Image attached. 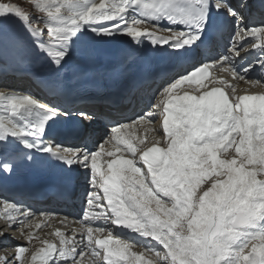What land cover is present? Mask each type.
<instances>
[{
    "label": "bare ground",
    "instance_id": "bare-ground-1",
    "mask_svg": "<svg viewBox=\"0 0 264 264\" xmlns=\"http://www.w3.org/2000/svg\"><path fill=\"white\" fill-rule=\"evenodd\" d=\"M71 1L78 2V0ZM80 2L81 0L75 4L76 6H72V10L81 7ZM116 3L117 0H113L107 5L112 7ZM261 7H264V4ZM260 9L264 10V8ZM110 11L108 8L95 11L86 6L82 14L87 17L86 21L92 22L112 16ZM244 15L239 19H241L240 24L245 29L246 35L240 32L241 34L233 42L235 45L233 49L221 53L218 51L211 56L212 62L218 65L216 68L218 76L221 77L229 91H233L235 85L241 83L240 80L236 81L237 78L240 79L243 75L256 78L264 70V56L260 57L257 49L250 45L251 36H254V28L264 25V21L256 19V23L252 25L253 19L249 20L252 16L245 17ZM74 18L77 19L79 26L82 25L77 15ZM64 21L66 18L62 19V22ZM22 26H24V22L21 21L20 16L8 19L4 26L0 27V41L3 42L11 34L21 32ZM100 29L103 32L96 40H93L95 44H88L82 50V53L86 55L88 49L94 46H96L95 49L98 48L95 54L90 53L87 57L89 62H96V59L104 55L107 50H113L112 47L116 46V42L122 38L135 36V31H147L139 24H134L136 30L124 28L120 31H113L116 28L110 26H102ZM62 32L61 30V34L59 33V42L63 40ZM112 37L116 38L109 41V38ZM49 39L47 41H51ZM234 50L239 53V57L233 55ZM252 61L257 64L248 67ZM83 68L76 67L75 74L86 70ZM13 83L0 74V89H10L9 86ZM141 95L146 97V101L138 96L133 99L131 104H122L112 113L111 121L112 123L116 122V126L124 124L122 127L124 131L126 129V131L137 134L145 125V123L141 124L142 120L144 122L147 120L154 136L162 139L165 147H168V150L165 148L166 161L159 164L149 175V178H152L151 182L148 181L145 171L134 165L139 154L137 151H141V145L149 140L148 138L143 140V132L140 137L136 138L135 135L132 138V134L129 136L124 133L116 135L121 127L119 129L112 128L113 134L109 136L100 129L96 131L95 144L83 145L84 154L81 157L92 165L93 173L97 172L93 176L98 179L99 185L103 183V177L107 172L115 173L123 181L126 199L133 204L131 212L127 215L128 222L125 227L104 228L106 231L112 232L114 240L119 239L121 243L124 240V243L114 242L116 255L101 258L100 263L163 264L167 259L169 262H179L178 264H230L231 262L235 263L239 259L238 256L242 254V251L238 250L239 248L252 243L250 244L251 253L257 254L260 264H264V237L259 227L260 214L264 213V183H262L263 178H259V174L264 176V124L261 123L264 109L256 108L250 112L244 109L236 98V101L231 104H223L216 110L205 104L200 93L192 88L184 91H171L167 87L155 85L147 94ZM169 98H172L173 101L164 105ZM2 102L3 100H0L1 104ZM151 102H156L155 107L149 106ZM25 105L28 104L13 103V106H17V108H24ZM133 105L136 106L135 109H132ZM57 107L64 108L59 103H57ZM149 108L151 109L149 110ZM4 110L10 114L9 109L4 108ZM0 115L3 113L0 112ZM12 119L13 116H10V121ZM3 126V130L8 133L11 131V135L16 140L26 139L21 138V135L27 133L26 131L22 132L21 127L12 126L7 121L3 123ZM227 127H231L230 133L235 132V136L222 149L221 144L225 141L226 135L220 137L218 142H214L213 137L223 132ZM145 130L146 128L144 132ZM123 135L127 138H122ZM141 139V143H138L137 141ZM99 143H103L101 149H97L95 146ZM133 148H135L134 151ZM95 149L97 153L94 152ZM230 152L232 153L230 154ZM115 162L117 163L116 167L113 166ZM101 172L103 174L100 176ZM216 179L218 181L214 184L208 202L202 207L201 220L196 227L194 226L195 234H191V237H185L183 240H177L176 234L179 225L183 222V215L188 209L189 199L196 187L204 182L212 181L213 183ZM94 202H96L95 199ZM238 211L246 213L250 222L244 227L234 229L230 227L231 220ZM251 212H255V215L251 216ZM33 216L24 214L22 217L16 218L14 224L9 223V227L14 226L13 229H15L16 226H19L18 224L23 225L22 222H26ZM51 221L53 222L52 219L48 220V217H44V220L39 218L38 223L34 226L31 225L33 227L30 229L26 228V231L33 233V230L37 229L33 238L37 237L38 239V234H41L44 225H48ZM84 222L82 221V223ZM5 227L7 225L1 226L0 232ZM226 227H230L228 243L222 239ZM20 233L19 231L18 234L20 235ZM153 234L159 238L157 242L153 241L156 238ZM25 237L23 235L20 239L24 241ZM88 237L90 238V236ZM160 240L164 241L166 245ZM182 242L184 245L181 246ZM228 244L230 246H227ZM145 245L153 247L156 252L164 250L162 247H167L166 258L161 261L156 260L155 254L147 250ZM72 246L74 245H69L70 248ZM137 248L140 249L138 253L142 254L134 252ZM7 249L13 252L15 250L14 256L19 255V258H23L26 254L25 249L15 242L10 240L0 242V253L2 254ZM233 250H236L234 255L236 254L237 257L230 255H233ZM86 251L88 248L81 246L77 253L63 257L60 261L56 259L49 264L55 262L73 263L79 253L84 254ZM39 253L43 256L46 249L40 247L31 253L32 264H47V258L40 259V256H37ZM220 259L223 260L219 261ZM94 263L92 261L88 263L87 260L84 262V264Z\"/></svg>",
    "mask_w": 264,
    "mask_h": 264
},
{
    "label": "rangeland",
    "instance_id": "rangeland-1",
    "mask_svg": "<svg viewBox=\"0 0 264 264\" xmlns=\"http://www.w3.org/2000/svg\"><path fill=\"white\" fill-rule=\"evenodd\" d=\"M75 4H77V3L75 1H71V0H0V18H1V16H3L6 13H9V12H12V11L15 13V12H17L18 9H20V11H25L29 15L28 18H30V19H32L34 21L33 23H37L38 26L40 25V28L38 27L39 30H41V31L46 30L44 32V34H43V38L46 41L50 38L52 42H56V40H57L56 43H58L59 42V39H60V34H61V26H60V24H62V19H64V18L67 19V14H73L74 13V12H72L73 11L72 10V6H76ZM18 16H20V15H15V17H18ZM72 17H75V16L73 15ZM238 21H240V20H238ZM237 23H239V22H235L234 26H238ZM239 31H244V29L239 30ZM235 34H236V36L235 37H232L233 38V41L237 37V35L239 34L238 29H237V31H236ZM244 35H246V32H244ZM95 47L96 46H94L93 48H95ZM93 48L88 49L86 51V55L85 56L88 57L89 54L91 53V49H93ZM234 55H236L237 57L239 56L238 53H234ZM253 64H254V66L256 65L255 62H253ZM155 104H156V102L150 104V107L151 108L152 107H155ZM151 108H149V110ZM142 123H145V125H143L142 128L140 127L142 130H141V132H137V134L132 133L130 131H126V129H125V131L122 129L120 131H117L116 132V135L117 134L119 135L120 133H124V134H128V136H129L130 134H132L131 135L132 138H134L133 136H135V135H136V138H138V137H140L139 134H141L143 132L142 134H144V135L146 134L148 137H152L154 134H153V132L151 130V126L148 125L147 120H145V122L142 120L141 124ZM117 128H118V126H117ZM145 128H146V130L144 132V129ZM146 131H147V133H146ZM105 132H106V130H105ZM106 133L108 135L113 134L112 132H110L108 130H107ZM148 137H145L144 136L143 137V140L145 141ZM122 138H125L126 139L127 136L124 137V135H123ZM141 141H142V139L141 140H138L137 142L138 143H141ZM132 150L134 151L135 148H133ZM231 153L232 152H230V154ZM217 181H218V179H216L215 181H213V183L216 184ZM203 184H201V185H199V186L196 187L195 192L192 194L191 198L189 199L190 202H191V200H193L194 202L191 204V207H190V205L188 206V209L185 211V213L183 215V218H182L183 219V222H182L181 225H179V230L177 231V234H176V237H178L177 240H179V239L183 240V239H185V237L188 238V237H191V234L192 235L195 234L194 228L198 225V223L201 220V218H200L199 219V222H196L197 219L199 218V215L197 214V211H199L200 215H202L201 214V209H202L203 205L205 204V202L206 203L208 202V200H206L205 198H201V199L199 198L201 192L204 189ZM214 184H212V181H211V182H206L205 185L208 188H212V191H213L214 186H215ZM197 203H199L198 206L196 205ZM238 212H240V211H238ZM195 215H197L196 216L197 217L196 219L194 218ZM36 220H37V218L28 219V220H26V222L25 221L22 222L23 225L18 224L19 226H16L15 227V229H14L15 231L14 232H16V234H18V232L20 230L17 231V229H19L20 226H21V228H24V226L27 223L35 222ZM233 220H231V222H233ZM37 223H38V221L36 223H34V224H37ZM34 224H31V225L34 226ZM31 225H30V227H33ZM52 225H54V223L51 221L50 223H48V225H44V227H43L44 229L43 228L42 229L44 230V232L45 231H49ZM30 227H25V228L30 229ZM230 227L232 228V223H231ZM230 227L229 228L226 227L228 230L226 229V232L222 235L223 236L222 239H225L227 241V243L230 241V238H229L230 237V234H229ZM35 230H37V229H35ZM31 232L32 231H28L29 234L26 233V232H25L26 234L24 233V235L26 236L25 239H24V241L20 239L21 237H19L18 240L15 241V243H17L18 246H21V248H24L25 251H26V254H24V257L23 258H20V259H25L26 257H32V254L31 253H33L32 252L33 249L32 248H29V247L32 246V245H37L38 246L39 243H40V241L41 240L43 241V238L39 234H38V239H37V237L35 239L34 238H31L30 237V233ZM250 244H252V243H250ZM250 244H248L247 246H244V247L239 248L238 250H241L242 251V254L240 256H238L239 259H237L235 261V263L234 262L233 263L231 262L230 264H247V261L251 260L250 256L252 254L251 253V249H250V246H251ZM182 245H184L183 242H182L181 246ZM227 246H230V245L228 244ZM146 247L150 248L149 245H146ZM139 251H140V249L137 248V250L134 251V252H136L137 254H142V253H138ZM235 251L236 250H233L232 251L233 252V255L232 254H230V255L233 256V257H235V256L237 257L236 254L234 255V252ZM10 256L11 255H9V257ZM19 257H20L19 255H17V256H14L13 255V257H11L6 262V259L8 257H7L6 252L4 251V252H2V254L0 253V264H13L14 261H16L17 258H19ZM83 257L84 256L77 257L78 258L77 259V262L83 263V261L86 260V257L85 258H83ZM165 258L166 257H165V253H164V259ZM87 259L89 260L88 257H87ZM222 260L223 259H220L219 261H222ZM26 261L27 260H25L23 262H26ZM164 261L165 262L163 264H178L179 263V262L178 263L169 262V260H167V259H165ZM56 263L57 262H55L53 264H56ZM64 263L65 264H72V263H67V262H64ZM15 264H22V262L15 263Z\"/></svg>",
    "mask_w": 264,
    "mask_h": 264
},
{
    "label": "water",
    "instance_id": "water-1",
    "mask_svg": "<svg viewBox=\"0 0 264 264\" xmlns=\"http://www.w3.org/2000/svg\"><path fill=\"white\" fill-rule=\"evenodd\" d=\"M249 222V219L245 216L244 213H238L236 215V220L233 223L234 228H239L244 225H246ZM252 260L248 262V264H259V259L258 257L253 254L251 256Z\"/></svg>",
    "mask_w": 264,
    "mask_h": 264
},
{
    "label": "snow or ice",
    "instance_id": "snow-or-ice-1",
    "mask_svg": "<svg viewBox=\"0 0 264 264\" xmlns=\"http://www.w3.org/2000/svg\"><path fill=\"white\" fill-rule=\"evenodd\" d=\"M57 151H59V150L57 149Z\"/></svg>",
    "mask_w": 264,
    "mask_h": 264
}]
</instances>
